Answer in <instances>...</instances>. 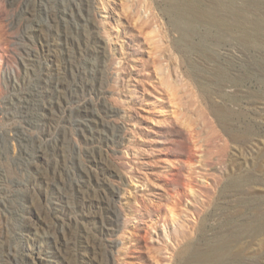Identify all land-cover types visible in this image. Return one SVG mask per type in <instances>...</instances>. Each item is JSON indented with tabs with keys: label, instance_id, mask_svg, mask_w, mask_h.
<instances>
[{
	"label": "rangeland",
	"instance_id": "rangeland-1",
	"mask_svg": "<svg viewBox=\"0 0 264 264\" xmlns=\"http://www.w3.org/2000/svg\"><path fill=\"white\" fill-rule=\"evenodd\" d=\"M0 264H264V0H0Z\"/></svg>",
	"mask_w": 264,
	"mask_h": 264
},
{
	"label": "bare ground",
	"instance_id": "bare-ground-1",
	"mask_svg": "<svg viewBox=\"0 0 264 264\" xmlns=\"http://www.w3.org/2000/svg\"><path fill=\"white\" fill-rule=\"evenodd\" d=\"M193 186V185H192ZM193 188H195V187H191V183H184V186L181 188V190H180V192L182 193H186V192H190L191 194H192V192H194V191H197V190H194ZM179 192V193H180ZM195 193V192H194ZM169 204H167V213H165L164 214V216L165 217H167L168 216V213L171 215V218L173 219V221L174 222H177V220H178V215H177V213H176V211H175V207H176V205H169ZM177 210V209H176Z\"/></svg>",
	"mask_w": 264,
	"mask_h": 264
}]
</instances>
